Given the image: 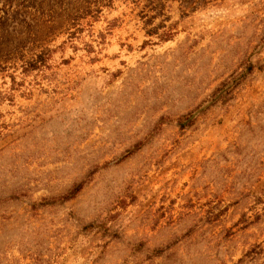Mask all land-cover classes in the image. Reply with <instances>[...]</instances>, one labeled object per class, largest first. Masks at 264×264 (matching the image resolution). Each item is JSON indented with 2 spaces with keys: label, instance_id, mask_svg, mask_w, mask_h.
Wrapping results in <instances>:
<instances>
[{
  "label": "rangeland",
  "instance_id": "obj_1",
  "mask_svg": "<svg viewBox=\"0 0 264 264\" xmlns=\"http://www.w3.org/2000/svg\"><path fill=\"white\" fill-rule=\"evenodd\" d=\"M0 264H264V0H0Z\"/></svg>",
  "mask_w": 264,
  "mask_h": 264
},
{
  "label": "trees",
  "instance_id": "obj_2",
  "mask_svg": "<svg viewBox=\"0 0 264 264\" xmlns=\"http://www.w3.org/2000/svg\"><path fill=\"white\" fill-rule=\"evenodd\" d=\"M81 188V183H77L76 185H74L66 194H65V198L69 199L71 197H73Z\"/></svg>",
  "mask_w": 264,
  "mask_h": 264
}]
</instances>
